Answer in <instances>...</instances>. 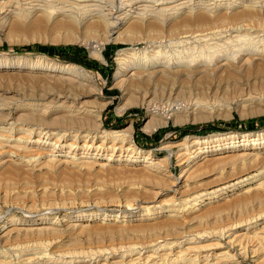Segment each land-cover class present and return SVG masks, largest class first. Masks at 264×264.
Listing matches in <instances>:
<instances>
[{
    "label": "rangeland",
    "instance_id": "rangeland-1",
    "mask_svg": "<svg viewBox=\"0 0 264 264\" xmlns=\"http://www.w3.org/2000/svg\"><path fill=\"white\" fill-rule=\"evenodd\" d=\"M255 8L259 9L260 7ZM13 10H6L0 15V61L8 60L10 62L7 65L0 63V97L9 98L7 100L9 104L5 111L13 118H19L22 116L21 114L27 113L31 118H22L24 122L32 123V121H36L33 119L37 118V113H32L36 114L32 117L27 109L28 106L30 103L43 104L42 106H46L47 112L45 114L43 112L41 115L42 118L45 117L43 122L47 126L67 128L75 123L73 126L79 127L85 123H79L69 118V106L76 105L77 108L90 109L92 115L100 116L104 126L110 130L126 129L132 126L133 138L131 139L134 141L137 151L151 152L153 158L157 160L171 152L169 170L163 172L165 175L163 177L169 179L170 176L175 178L181 174L176 154L181 150L179 144L186 137L190 140L189 143H192L195 138H199L212 142L209 145H215L219 143L216 141L217 139L226 138L229 135L235 134L234 141H241L245 135H254L264 131L263 62V65L260 63V66H252V69L210 72L203 77L197 76L194 79L185 78L181 82L177 81L176 85L179 88L173 96L168 91L162 93L163 97L161 93L157 97L154 96L159 86L166 85L167 82L159 83L153 80L146 84V82L142 83V81L136 80L135 84L129 86V94L135 97V102L125 107H123L126 100L123 97V89L115 80V74L119 68L117 57L121 49L130 46L139 49L149 48L153 41L161 40L168 44L167 41L176 39L186 32L226 26V23L228 25L238 24L241 21L233 23L231 20L223 19L224 22L217 17L219 13L211 15L202 12L200 14H205L198 15L200 17L179 18L168 23L157 20L155 22L154 20L139 21L132 25L126 23L115 30L113 38L109 37L106 44H101L100 41L105 37L106 31V27L102 23L96 22L78 29V26L71 25L63 18L50 17L48 13L31 9H28L29 11L23 9L20 12L16 9ZM151 21L153 22L151 23ZM169 27H173V30H169ZM117 35H119V39L116 40L114 38ZM156 35L162 37L159 38ZM74 38L84 41H75ZM87 41L98 46L97 48L104 46L105 60L97 58L91 53ZM29 44L35 47L32 49L17 47ZM37 45L62 46L64 49L63 51H47ZM69 45L80 46L81 49H69L67 48ZM45 56L75 64L78 69V80L59 79L58 76L47 75L45 69L33 71L29 68L31 62L38 58L45 59ZM144 96H147L148 99L152 97H155L156 100L159 99L157 105L163 115H166L164 114L165 109L169 107V104L187 107L191 113H184L186 114H183L184 117L177 119L170 116L167 125L156 131H147L144 127L150 119L151 109L155 103L141 104L140 100ZM19 105L20 108L25 106V111L17 112ZM92 115L91 118L94 117ZM81 117L83 116L81 115ZM207 124L210 126H206ZM234 141L226 140L222 144L231 147L234 145ZM164 143L172 146L171 150L161 149V144ZM255 147L253 150L259 153L261 159L260 162H257V166L254 165L255 168L253 167L251 173L264 169V137L257 141ZM202 148H206V146L203 145ZM239 149V152L246 151L244 146ZM232 150L234 149H223L212 152V154L210 152V164L199 172L200 174L202 172V175L197 180L195 179V182L208 184L220 170L225 169L229 172L233 165L239 164L240 161L236 158L228 157L235 153ZM17 159L18 157L15 156L9 161H0V255L10 256L9 259H13L14 263L19 262V255L24 248L29 249L30 252H36L39 257L42 256L43 260H50L52 257H59L62 254L75 253V251L85 253V255L93 253L95 258L101 260V256L113 249H119L120 246L121 248L122 246L127 247L129 244H141V242L145 245L144 240L147 243V240L154 237L152 235L154 230L135 231V225L149 227L154 224L163 231L167 229L163 223L174 219L164 212L162 215L158 213L152 217L150 215L135 216L123 221H114L106 217L83 223L78 220L77 214L79 213H98L103 210H120L137 215L144 213L142 206L150 205L153 195L158 191L164 203L156 204V206L162 205L166 211H170L173 206L169 202L172 200L173 188L169 183H160L158 178L148 180L145 175H142L146 164L143 161L117 164L112 160L100 159V163L106 164V166L90 169L76 167L73 164L35 165V163L28 162L23 164ZM34 165L35 167H33ZM261 176L263 177L264 174ZM256 185V183H252L230 190L224 198L217 201L207 200L201 210L194 213L188 212L186 208L179 217L185 227L181 225L179 230H187V232L190 231L189 233L198 231L202 234L212 232L214 227L220 225L217 223L219 215H222L223 217L221 216L220 219H223L228 211L229 213L235 211L239 214L237 210L233 207L226 209V213L223 211L210 216V218L207 217L209 221L207 218L194 219L193 217L208 206L236 200L246 194L248 188H254ZM176 204H179L180 209H183V204L179 201ZM37 217H46L47 219L33 223V218ZM15 218H20L25 222L15 224ZM80 223L82 226L78 225ZM49 227L51 230L48 229ZM145 234L146 236H144ZM147 235L151 238H148ZM235 251L239 252V247ZM30 254L33 253L26 256ZM251 256L248 261H245V264H256L255 259Z\"/></svg>",
    "mask_w": 264,
    "mask_h": 264
},
{
    "label": "bare ground",
    "instance_id": "bare-ground-1",
    "mask_svg": "<svg viewBox=\"0 0 264 264\" xmlns=\"http://www.w3.org/2000/svg\"><path fill=\"white\" fill-rule=\"evenodd\" d=\"M255 7L260 8L256 9ZM13 9L19 12L23 9H31L32 11L48 13V16L63 18L71 25L78 26V29L79 27H86L88 24L102 23L105 25L106 31L105 37L100 41L101 44H106L108 38L116 33L115 30L126 23L132 25L135 22L147 20L168 23L179 18L200 17L205 13L211 15L219 13L217 17L220 20L228 19L233 23L234 21H241L238 24L228 25L226 23V26L186 32L176 39L167 41L168 44L161 40L159 42L153 41L149 48L139 49L130 46L119 50L117 57L119 68L116 71L115 80L124 92L123 97L126 100L123 107L135 102V97L129 94V86L135 84L136 80L142 81V83L146 82V84L153 80L159 83L162 81L168 84L172 83L171 85H158L161 89L158 88L154 96L157 97L160 93L162 96V93L166 91L173 96L179 88L176 85L177 81L181 82L185 78L194 79L197 76L203 77L210 72H227L232 69L247 70L252 66H260V63H264V0H0V15L6 10L12 11ZM202 12L205 13L200 14ZM17 15L19 16V14ZM169 28V30H173V27ZM119 35L114 39H119ZM74 39L75 41H84ZM69 41L71 40L69 39ZM87 44L95 57L105 60L104 46L97 48L98 46L88 41ZM0 63L10 64L8 60L0 61ZM29 68L33 71L45 69L47 75L58 76L59 79L63 78L68 81H76L79 77L75 64L46 56L45 59L38 58L31 62ZM155 97L148 99L147 96H144L140 100L143 105L155 103L151 109L150 119L144 127L147 131H156L167 125L170 116L177 119L182 117L184 113H191L187 107H180L177 104L176 107V105L169 104V107L165 109L164 114L166 115H163L157 105L159 99L156 100ZM7 100L9 98L6 96L4 99L0 97L1 162L9 161L16 156L23 164L25 162L35 163V165L73 164L76 167L91 169L106 166V164L100 163V159L112 160L117 164L140 160L146 163L142 175H145L148 180L158 178L160 183H169L170 187L173 188L172 200L169 201L173 206L170 211H166L162 205L156 206V204L164 203L158 191L153 195L150 205L142 206L144 213L137 215L120 210L79 213L77 217L81 223L97 220L101 217L123 221L135 216L150 215L152 217L158 213L162 215L164 212H167V215L174 219L163 223L167 226V229L163 231L154 224L149 227L135 225V231L154 230V234L151 233L154 237L149 241L147 240V243L144 240L145 245L140 241L142 245L140 243L129 244L127 247L122 246L121 248L120 246L119 249H113L101 256V260L95 258L93 253L85 255V253L76 251L75 253L72 252L73 254H62L59 257L54 256L50 260H43L41 255L39 257L36 252H30L29 249L24 248L19 255L18 263L9 259L10 256L0 255V264H245L250 255L255 259L256 264H264V179H262L264 176H261L264 174V169L261 168L263 170L251 173L253 167L255 168L254 165L261 159L259 153L253 149L256 148L257 141L264 137V131L254 135H245L241 141H234L236 139L235 134L229 135L226 138L217 139L216 141L219 143L215 145H209L212 142L199 138H195L192 143H189L190 140L186 137L179 144L181 150L176 154L177 159H179L178 166L181 168V174L175 178L170 176L169 179L163 177V172L169 170L171 152L157 160L153 158L151 152L137 151L134 147V141L131 139L133 138L132 126L126 129L110 130L104 126L100 116L92 115L90 109L70 105L68 109L70 117H68L76 120V122L85 123L84 125L87 126L75 127L73 126L75 123H73L67 128H53V126H47L43 122L45 117L42 118L41 113L47 112L46 106L33 103H30L27 109L32 117L36 115L32 113H37V118L33 119L36 121L24 122L22 117L28 118L30 114L26 113L27 116L21 114L22 116L19 118L11 117L5 111L9 104ZM20 107L19 105L17 112L25 111V106ZM91 115L94 117L91 118ZM226 140H233L234 145L226 147L222 144ZM203 145L207 149L202 148ZM241 146H244L246 151L239 152ZM171 147L165 143L161 144L163 150H171ZM230 148H233L232 152L235 153L228 155V157L236 158L240 161L239 164L233 165L229 172L225 169L220 170L208 184L195 182V179L197 180L202 175V172L201 174L199 172L204 168L206 169V166L210 164V152L212 154V152ZM232 164L235 163L232 162ZM252 183H256V187L248 188L247 193L242 194L243 196L230 203L208 206L195 215L196 217H193L194 219L210 218V216L223 211L226 213V209L232 207L237 210L239 214L235 211L233 213L228 211L226 216L224 214L223 219H220L222 215H219L220 218L217 216V223L220 225L216 226L217 228L214 227L212 232L202 234L198 231L189 233L190 231L187 232V230H179L183 225L179 217L186 208L190 213L200 211L207 200H220L230 190ZM177 201L183 204V209H180L179 204H176ZM153 208L155 210H152ZM46 219V217L33 218V223ZM14 220L15 224L25 222L20 218ZM78 225L75 224L77 227ZM237 247H239V252L235 251ZM29 253L33 254L26 256ZM84 256L85 258H83Z\"/></svg>",
    "mask_w": 264,
    "mask_h": 264
},
{
    "label": "trees",
    "instance_id": "trees-1",
    "mask_svg": "<svg viewBox=\"0 0 264 264\" xmlns=\"http://www.w3.org/2000/svg\"><path fill=\"white\" fill-rule=\"evenodd\" d=\"M38 47H40L41 49L43 50H47V51H63L64 48H62V46H53V47H47V46H40V45H37ZM19 49L20 48H25V49H32L34 48L35 46L34 45H23V46H17ZM67 48L69 49H81L80 46H76V45H69L67 46ZM206 126H210V124H207ZM214 127V126H212Z\"/></svg>",
    "mask_w": 264,
    "mask_h": 264
}]
</instances>
